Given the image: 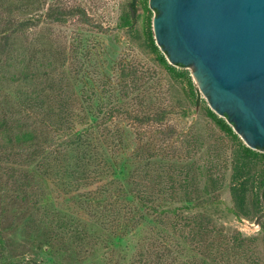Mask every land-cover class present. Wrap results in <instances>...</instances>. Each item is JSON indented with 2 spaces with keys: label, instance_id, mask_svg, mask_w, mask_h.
I'll return each instance as SVG.
<instances>
[{
  "label": "trees",
  "instance_id": "trees-1",
  "mask_svg": "<svg viewBox=\"0 0 264 264\" xmlns=\"http://www.w3.org/2000/svg\"><path fill=\"white\" fill-rule=\"evenodd\" d=\"M117 4L113 28L127 33L148 67L120 63L114 79L90 38L51 29L76 18L109 33L84 5L0 0V205L19 204L29 228L58 252L93 256L151 225L170 228L193 257L204 247L198 264H229L232 249L247 258L254 239L216 241L208 210L221 202L229 170L230 211L259 224L264 246V149L247 146L209 107L190 68L168 61L148 0ZM193 111L187 130L166 125L170 115ZM132 261L167 264L162 253Z\"/></svg>",
  "mask_w": 264,
  "mask_h": 264
},
{
  "label": "water",
  "instance_id": "water-1",
  "mask_svg": "<svg viewBox=\"0 0 264 264\" xmlns=\"http://www.w3.org/2000/svg\"><path fill=\"white\" fill-rule=\"evenodd\" d=\"M155 43L209 107L264 149V0H148Z\"/></svg>",
  "mask_w": 264,
  "mask_h": 264
},
{
  "label": "rangeland",
  "instance_id": "rangeland-1",
  "mask_svg": "<svg viewBox=\"0 0 264 264\" xmlns=\"http://www.w3.org/2000/svg\"><path fill=\"white\" fill-rule=\"evenodd\" d=\"M49 1L59 5L82 4L96 22L102 24L104 29L108 27L109 33L99 32L96 29L81 26L75 21L76 18H72L64 24L52 25L51 29L54 30L56 36L70 37L75 34H84L90 38L91 50L95 53L98 63L101 64L100 68H109L112 72L110 78H116L117 66L120 63L135 65L138 70L146 71L147 60L139 52L136 44L128 39L123 29L113 28L120 13L118 0ZM197 114L196 111L191 112L188 117L172 114L167 119L166 125L185 131L193 125ZM122 123L124 125V122ZM198 129L200 131L204 129L203 121L198 124ZM129 137L132 148L136 143L135 137L133 134ZM125 151L128 154L130 149ZM228 177L229 170L226 171L221 202L208 210L216 223L217 235L214 239L219 242L224 236L231 244L232 237L236 233H240L242 237L254 239L249 240L251 251L247 258L245 255L240 258L238 253L236 254V249L230 250L229 264H256L257 261V264H264V246L259 224L254 220L238 218L230 211L231 201L226 184ZM18 206L8 202L0 205V264H132L133 258L138 259L140 253L154 255L162 253L167 264H192V262L198 264L204 255V247H202L201 256L193 257L188 246L184 245L170 228L162 231L161 227H151V225L138 228L133 232L131 230L125 238L111 246L100 248L93 256L86 257L85 254L77 256L74 251L67 249L58 252L57 248L47 245L39 233L29 228L30 223L32 224L31 217Z\"/></svg>",
  "mask_w": 264,
  "mask_h": 264
}]
</instances>
